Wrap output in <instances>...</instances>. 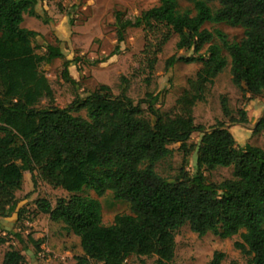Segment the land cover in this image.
<instances>
[{"label":"trees","instance_id":"obj_1","mask_svg":"<svg viewBox=\"0 0 264 264\" xmlns=\"http://www.w3.org/2000/svg\"><path fill=\"white\" fill-rule=\"evenodd\" d=\"M193 9H180L178 0H160L134 20L116 12L119 41L128 27L161 23L179 39L177 49L198 53L208 44L206 56H176V61H200L195 78L176 100L179 112L173 116L156 105L161 94L144 101V110L126 95H113L106 84L85 97H76L67 107H38L53 96L40 65L63 56L59 46L48 44L43 54L33 45L38 32L22 26L28 14L48 21L39 0H0V216L20 219L16 192L22 188L24 172L37 176L55 188L70 193L55 205L46 198L35 200L36 210L79 238L83 254L74 264H125L126 259L155 255L156 264H170L175 255L176 231L188 224L199 236L213 233L220 238L240 235L235 248L248 257L246 264H264V148L239 145L224 122L210 130L196 124L193 109L204 101L208 85L228 64L232 82L252 99L264 96V0H188ZM219 7L212 9L210 3ZM239 25L244 36L229 41L216 31L220 44L206 23ZM161 41L157 50L161 49ZM68 65V62H66ZM64 77H69L67 66ZM224 115L231 121L226 97L221 98ZM84 110L86 115H76ZM194 132L201 134L195 171L182 167L173 180L162 177L155 164L170 156L168 145L179 143L187 150ZM264 134V114L255 127ZM233 167V178L210 182L204 170ZM84 188L97 195L111 191L113 198L129 205L130 213L116 214L113 223L102 222L98 199L82 196ZM17 238L20 234L15 233ZM5 242L0 237V245ZM225 253L215 251L210 264H221ZM21 250L10 247L3 264H24Z\"/></svg>","mask_w":264,"mask_h":264},{"label":"rangeland","instance_id":"obj_2","mask_svg":"<svg viewBox=\"0 0 264 264\" xmlns=\"http://www.w3.org/2000/svg\"><path fill=\"white\" fill-rule=\"evenodd\" d=\"M159 3L160 0H39V7L44 10L48 21L25 14L22 26L39 33L33 42L36 53H45L46 46L50 44L59 46L63 56L40 65L53 96L43 98L38 107H67L76 97L83 98L100 84H106L115 96L126 89V95L144 110L148 108L144 102L148 94L153 96L160 93L161 98L156 106L171 116L177 114L176 100L188 88L187 79L195 78L202 63L178 60L172 67H167L166 61L173 55L206 56L208 44L198 53L192 49H177L178 35L161 23H154L152 27H128L119 41L115 24L117 11L122 13L124 19L134 20ZM178 3L180 9H193L188 0H178ZM210 5L212 9L219 7L217 1ZM203 27L214 34L213 43L220 44L216 31H221L229 41L234 42H239L244 36V30L239 25L208 22ZM164 37L167 40L158 51L157 47ZM223 54L228 64L208 85L205 100L196 103L194 121L204 125L207 130L218 121L224 122L239 145L250 143L264 148L263 132H255L254 129L264 108V96L250 99L248 93L244 95L234 85L230 57L226 50H223ZM65 66L69 77L76 83L65 79ZM222 97L227 99L231 117L239 119V111H245L247 123L233 122L224 115ZM75 114L86 115L84 110ZM200 137L199 132H194L187 142L186 151L180 148L179 143L168 145L172 154L158 161L155 170L169 180L175 179L182 167L193 173ZM203 172L210 182L233 178L232 166ZM79 194L98 199L105 225L112 224L116 214L130 213L129 205L115 200L111 191L97 195L92 189L84 188ZM69 196L70 193L64 189L55 188L38 176L34 185L30 172L25 171L22 188L16 192L20 219L17 220L16 214L0 216V237L5 239L0 245V264H3L4 253L10 247L21 250L24 264H74L75 257L83 254L79 238L63 230L60 223L52 222L47 214L38 212L35 204L37 198H46L55 205L58 198ZM15 233L20 234V238ZM236 241H240L239 234L229 238H220L210 232L199 236L185 224L176 231L175 255L170 264H210L215 251L225 253L221 264H246L248 257L235 248ZM156 258L155 255L133 254L125 264H156ZM91 264L100 263L92 261Z\"/></svg>","mask_w":264,"mask_h":264},{"label":"water","instance_id":"obj_3","mask_svg":"<svg viewBox=\"0 0 264 264\" xmlns=\"http://www.w3.org/2000/svg\"><path fill=\"white\" fill-rule=\"evenodd\" d=\"M263 114H264V108H263V111H262V113H261L259 119L263 116ZM259 119L257 120L256 124L258 123ZM256 124H255V126H254V129H255V127H256Z\"/></svg>","mask_w":264,"mask_h":264},{"label":"crops","instance_id":"obj_4","mask_svg":"<svg viewBox=\"0 0 264 264\" xmlns=\"http://www.w3.org/2000/svg\"><path fill=\"white\" fill-rule=\"evenodd\" d=\"M260 117V116H259ZM26 248V247H25Z\"/></svg>","mask_w":264,"mask_h":264}]
</instances>
